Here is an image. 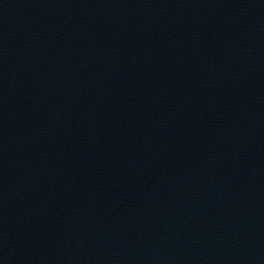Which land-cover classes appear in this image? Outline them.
<instances>
[{"label": "water", "instance_id": "95a60500", "mask_svg": "<svg viewBox=\"0 0 264 264\" xmlns=\"http://www.w3.org/2000/svg\"><path fill=\"white\" fill-rule=\"evenodd\" d=\"M0 264H264V0H0Z\"/></svg>", "mask_w": 264, "mask_h": 264}]
</instances>
